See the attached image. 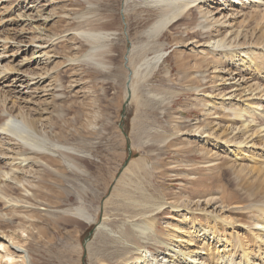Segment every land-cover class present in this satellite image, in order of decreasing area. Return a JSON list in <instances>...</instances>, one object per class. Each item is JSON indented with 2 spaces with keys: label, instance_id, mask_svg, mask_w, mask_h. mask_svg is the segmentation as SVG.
Here are the masks:
<instances>
[{
  "label": "rangeland",
  "instance_id": "obj_1",
  "mask_svg": "<svg viewBox=\"0 0 264 264\" xmlns=\"http://www.w3.org/2000/svg\"><path fill=\"white\" fill-rule=\"evenodd\" d=\"M53 1L46 11L51 18L25 26L26 40L47 42L50 71L36 67L31 50L0 44L1 65L50 72L44 91L23 104L33 111L32 139L44 144L46 154L33 150L0 170V187L15 186L10 196L18 204L0 199V236H16L37 264H132L146 254L173 264L178 252L217 258L234 238L254 251V240L264 238L254 221L264 215V152L249 147L237 154V141L246 135L235 140L233 113L253 107L248 96L222 104L228 96L221 93L219 70L240 67L263 82L264 5L247 7L225 24L208 13L215 4L197 1L195 8L186 0L168 29L150 41L142 34L153 15L149 0H106L94 11L84 0ZM21 3H0V19L18 15ZM99 14L108 15L103 31L112 33L104 41L103 64L87 57L92 46L81 33L85 18ZM201 17L207 20L200 24ZM13 18L0 30L19 31L22 23ZM217 44L222 47L213 52ZM161 52L165 57L157 64L144 60ZM26 55L31 57L24 61ZM225 106H235L232 114ZM67 155L76 158L78 170ZM80 205L94 221L78 218ZM142 220L154 221L147 239L137 237L132 225Z\"/></svg>",
  "mask_w": 264,
  "mask_h": 264
},
{
  "label": "bare ground",
  "instance_id": "obj_2",
  "mask_svg": "<svg viewBox=\"0 0 264 264\" xmlns=\"http://www.w3.org/2000/svg\"><path fill=\"white\" fill-rule=\"evenodd\" d=\"M4 1L6 2L9 0H0V3L4 2ZM17 1H22V3H21L22 6L19 7L20 9L18 11H20V12H18V15L16 14L17 11L14 12V14H15V17L17 18V20L22 23L20 25V27L22 26V28L19 31L14 30L13 28L8 29L7 27H6L7 29H1L0 32H3V33H0V42H2L0 44H1V46H5V45L10 44V43H15L14 46H16L17 50L20 51L23 48H25L23 50V53H26V54H27L28 50L29 51L31 50V52H32L31 54L33 56H32V58H30L31 57V55H30V57H28V58H30L34 62V64L36 62V64H37L36 67L39 69H42V70L43 69L49 70V68L51 69V67H49L48 64L50 62H52L53 55H51V52L47 49L48 47H46L47 42L44 41L43 39H39V38H38L39 40L33 39L31 42L26 40L29 37L27 38L25 36L27 34V31L25 30V26L30 25L29 23L31 20H35L38 18H41L43 20L51 18L50 13L46 12V11H48L47 9L50 8L49 6L51 5V3L55 2V1H53V0H17ZM42 1H45V3L44 4L42 3L43 5L39 6L40 10H36V7L38 9V5ZM84 1H86L88 3V9L94 11L97 7L101 6V3L103 1H106V0H84ZM183 1H186V0H161L160 2L158 0H149V2H151V3H148L146 1L147 6H150V5L152 6L153 15H152L150 23H148V26L146 27V29L144 30V32L142 34H144V33L147 34L149 39L150 38L157 39L161 34H163V32L165 31L167 26L170 24V22L172 20L171 17L172 16L174 17L175 14H177L181 10H183V8H184ZM197 1L205 2V4H209V5H210V3L215 4L216 5L214 8L215 12L212 10H210V11L207 10V11L213 18L218 16L219 19H216V20H221V22H223L225 24L226 23L231 24L232 21H235V19H237L239 15L240 16L244 15L241 12L244 9H246L247 7L260 6V5L263 6L264 5V0H189L186 2H187V4L188 3L193 4L194 2H197ZM190 4H189V6L188 5L187 6L192 7V5H190ZM53 6H52V8H53ZM194 7H195V5H194ZM52 8H50V9H52ZM142 8H144V7H142ZM257 8H259V7H257ZM90 13H94V12H89V15H90ZM14 14H12L11 20L12 19L15 20V18H13ZM209 14H208V16H209ZM204 16H206V15H204ZM107 17H108V15H104V14H99L95 18L94 17H86L85 21L83 22V24L81 26V33L83 34V36H85L87 38V41L90 42L89 44H91V46H92L90 51H88L89 53L88 52L86 53L87 57H89L91 60L92 59L95 60V62H97L98 64H103L105 62V58H104V54H103L105 52V50H103V49H106V47H105L106 45H105L104 41H105V39L109 38L112 34V33H110V30L103 31V30H106L105 29L106 26L109 23H111V22H108ZM199 17H200V15H199ZM22 18H24L23 20L25 23L23 22ZM197 19H198V17H197ZM205 19L203 17H201L199 19V22L200 21L205 22ZM10 21H9V19L2 17L0 19V27L2 26V24H4V22L9 23ZM200 24H201V22H200ZM200 24H199V26L204 25V24L203 25H200ZM107 29H108V26H107ZM115 30H117V29H115ZM9 35H14L15 37H10ZM18 36H20L19 39H18ZM262 37L264 38V36H262ZM221 40H215V42L218 41V43H221ZM5 41H8L9 43H5ZM150 41H151V39H150ZM252 45H253L252 46L253 48H255V46H257V44H252ZM154 46H152V47H154ZM219 46L220 45L217 44V47L216 46L213 47L212 51L217 52V50H219V48L222 47V45L220 47ZM148 47H151V45ZM107 49L110 50L109 48H107ZM145 49H147V48H145ZM150 49H148V50H150ZM112 51H113V49H112ZM151 51H153V48ZM107 52H109V51H107ZM3 53L4 52L1 51L0 56ZM249 55H250V53H249ZM250 56H252V55H250ZM163 57H165V53L161 52V53L156 54L153 57L146 58L144 60L148 64L150 63V60H153L155 62V64H157L158 62H160V60ZM28 58L26 55V57H24V59H25L24 61L28 60ZM84 58H86V56ZM260 59H261V57H260ZM32 61L27 62V63L28 64L32 63ZM253 61H255V60H253ZM1 63L2 62H1V58H0V170L2 171V170L8 169L9 166H11L9 163L10 161L14 162V160L19 159L20 156L30 154L33 150L40 153V154H44V153L46 154L45 147H43L44 144L42 143L43 145L41 146L40 143H36L32 139L36 135L34 129H32V127L30 125V122L33 121V118H29V115H31L33 113V111L29 108L28 105H23V104L29 103L30 102L29 98L30 97L33 98L34 93H37V92L42 93L44 91L45 85L44 86H41V85H43L45 82L48 81L50 72L47 71L48 73L47 72L41 73V71H40V73H39L36 71V72H32V73L31 72L27 73V70L19 69L17 66H16L17 69L15 67L11 68L8 65L9 62H8V64L6 63L5 65H4V63L1 65ZM24 63L22 62V64H24ZM263 63H264V61H263ZM22 64H19V65L21 66ZM38 64H41V65L38 66ZM260 64H261V61L259 63L257 61V64H255V67L257 65L256 69L263 67V66L260 67ZM37 68H35V69L37 70ZM44 71H42V72H44ZM225 71H224V69H222V67L219 70V72H221V74H220L221 81L223 82L222 87L220 89H224L221 92V93L225 92L223 97L224 96L225 97L228 96V97L223 100V103L222 102L221 103L223 105H226L227 103H224V102L227 99L228 100L236 99L237 96H245V98H246L248 96L249 97L248 101L250 102V105L253 107V108H246V109L241 108L240 109L241 111H238V110L236 111L234 109L235 112L233 113V117H235L238 120L236 122V124L239 123V125L241 124V126L238 125V126H235L234 128H233V126L230 127L231 132L233 133V136L234 135L236 136L235 140L236 139L238 140L240 137H243L244 135H246L242 141H237L238 145L236 144L237 147L235 150H236V152H238L237 153L238 155H243V153H245L246 150H248L247 148H249V147L250 148L255 147L256 150H260V152L261 151L264 152V76L261 77L263 82L257 83V82H254V77L253 78H252V76L248 77L247 74L244 73V69H241L240 67L239 68L234 67L232 70L229 69L228 71H226V72ZM261 71H262V68H261ZM217 76H218L217 79H219V75H217ZM53 89H54V87H53ZM6 92L11 93V95L7 94ZM48 93H50V92L48 91ZM232 103L233 102H231L230 104L233 105ZM232 107L230 109L229 106L228 107L225 106L226 109L229 108L230 113H231ZM233 108H235V106ZM35 112H37V111H35ZM258 139L260 141H262L261 144H259ZM59 147H61L63 149L68 148L64 145H59ZM61 148H59V149H61ZM66 151L67 150H65V153L67 154ZM70 151L71 150H69L68 152H70ZM66 154L64 156H66ZM251 156L252 155L250 154V157ZM67 157H68V159L67 158L66 159L68 160L70 167H72V169H74V167H75L78 170L79 167H77V165H76V162H77L76 158H74L70 155H67ZM83 172L84 171H82V173ZM14 187H11L9 183H7L5 187H0V199L5 201L7 203V206L12 205L10 207L18 206V204L16 202H13V199H11V196H10V192L14 191V189L15 190L17 189ZM9 196H10V198H9ZM74 210H75L76 215H79L78 218L81 217L84 221H87V222L94 221V215H92L84 205H80L77 208H75ZM3 216H0V218H1L0 223L1 224H2V222H5V220L3 219ZM251 219H252V217H251ZM254 221L257 225H260L259 227H261L262 231L264 232V215L259 214V218L256 220L254 219ZM132 225H133V228L135 231V235L137 237H139L140 239H142V238L147 239V235L151 231H153V229H154V221H151V222H149L147 220L146 221L145 220L136 221ZM124 228H126L125 223H124L123 230H121V228H120V230H121V232L119 234L120 239H124V237H125V231H124L125 229ZM25 235L26 234H24V236ZM15 238H16V236L13 237V235L9 236V237H8V235L4 236V237L0 236V240H1L0 241V259H3L7 263L9 262V264H37L35 262V260L31 257V254L29 253V250L27 249V247H25L20 242V240H15ZM234 239H235L234 240L235 244H233L234 246H232L227 251H226V249H223V254L218 255V256L216 255L217 258L215 256H212L211 255L212 253L210 252V254H208V257H207L209 259V261H210V259H212L213 260L212 264H264L262 262H259V259H262L264 261V238L260 242L255 241V240L253 242V245L255 246L256 249H258L257 251L259 254H255L256 249H253L254 251H250L251 249H249V251H248L246 246L243 245V241H240V239H236V238H234ZM219 242H220V240L217 241V243H219ZM206 246L204 245L205 248H206ZM260 250H262V251H260ZM177 254H178V256L173 261V264H206V262H207V258L204 257L202 252H198V251L196 253L195 252L194 253L193 252H178ZM241 254H242V257L240 258L239 256ZM179 257H181V258H179ZM159 261L160 260L157 261V258L155 256L152 257L149 254H146V255L142 256L138 262H132V264H159ZM170 262H172V261H169V263Z\"/></svg>",
  "mask_w": 264,
  "mask_h": 264
}]
</instances>
